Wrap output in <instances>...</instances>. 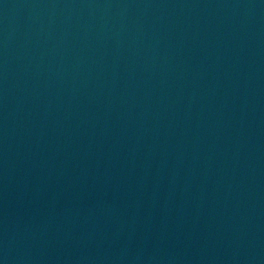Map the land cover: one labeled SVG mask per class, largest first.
Listing matches in <instances>:
<instances>
[{
  "label": "water",
  "instance_id": "water-1",
  "mask_svg": "<svg viewBox=\"0 0 264 264\" xmlns=\"http://www.w3.org/2000/svg\"><path fill=\"white\" fill-rule=\"evenodd\" d=\"M0 264H264V0H0Z\"/></svg>",
  "mask_w": 264,
  "mask_h": 264
}]
</instances>
